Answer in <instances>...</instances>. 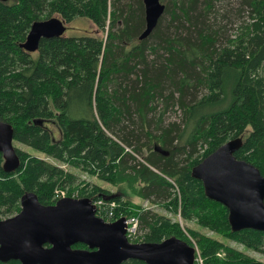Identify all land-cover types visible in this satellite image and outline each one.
I'll return each instance as SVG.
<instances>
[{"label": "trees", "instance_id": "1", "mask_svg": "<svg viewBox=\"0 0 264 264\" xmlns=\"http://www.w3.org/2000/svg\"><path fill=\"white\" fill-rule=\"evenodd\" d=\"M143 1H0V119L12 126L14 145L81 174L16 146L20 167L7 173L0 154V220L18 214L27 193L51 206L56 191L69 189V198L98 203L97 215L107 222L138 219L133 244L177 238L196 250L201 264H264L81 179L127 185L133 196L264 255V232H233L228 209L208 199L192 177L194 166L237 138L243 146L236 157L264 176V0H237L245 18L231 39L211 19L226 0H168L153 34L140 41ZM54 17L67 27L65 34L27 52L32 24ZM77 19L89 21L93 33L69 36L67 25ZM159 99L180 106L182 130L160 117L154 120L159 135L151 134ZM73 249L89 250L82 244Z\"/></svg>", "mask_w": 264, "mask_h": 264}, {"label": "water", "instance_id": "2", "mask_svg": "<svg viewBox=\"0 0 264 264\" xmlns=\"http://www.w3.org/2000/svg\"><path fill=\"white\" fill-rule=\"evenodd\" d=\"M8 2L9 0H0ZM147 40L157 28L166 5L161 0H144ZM67 27L57 17L32 24L24 48L35 53L43 39L65 34ZM243 139H232L193 167L192 177L203 183L205 195L229 211L233 232H264V176L236 153ZM155 151L169 155L160 146ZM0 154L4 170L15 173L20 159L14 145V130L0 119ZM126 219L107 223L97 216L90 199L63 198L51 206L41 204L35 193L21 199V211L0 220V262L21 264H194L196 250L185 241L171 238L161 243L133 244L127 238ZM82 244L89 248L73 249Z\"/></svg>", "mask_w": 264, "mask_h": 264}, {"label": "rangeland", "instance_id": "3", "mask_svg": "<svg viewBox=\"0 0 264 264\" xmlns=\"http://www.w3.org/2000/svg\"><path fill=\"white\" fill-rule=\"evenodd\" d=\"M167 1L168 0H162V2L165 5H166ZM125 2H126V0H125ZM216 6H217V10L219 11L218 18L216 19V15L214 14L211 16V19L218 23L219 28L222 27V33H223L224 38L225 39H228V38L231 39L234 36H236V33L239 31L241 21L243 20L242 17L245 18V13L241 12L242 10H241V7H240L237 0H226L223 4L216 5ZM168 19L169 18L167 17L166 20H168ZM67 26L70 28V32L67 31V34L69 36H71V35L78 36V35L84 34V32L93 33V31L95 30L94 26H92V24L89 21L84 20V19L83 20L77 19L73 23H71ZM152 59H153V57H150V61H152ZM261 75L264 76V68L261 72ZM202 93H204V91ZM199 97H201V96H199ZM155 107H156V110L150 114V120L152 121V126L150 128L151 134L159 135V130H156V128H155L154 120H157L160 117L162 118V121L165 125L168 126L171 123H177L178 125L181 126V130L183 129V126H182L183 111L177 103H175L174 105L169 104V106H168L165 104V101L163 99H159L157 101ZM15 146L26 151V152H30L31 154L37 156L38 158L47 160V161L52 162L58 166H61L70 172H75L77 174V176L81 175L79 171L70 168L68 165H64V164L62 165V164L56 162L55 160L48 158L46 155L40 153L39 151H36V150L29 148L27 146H24L22 144H15ZM81 177H82L81 178L82 181H84L85 183H97L98 185L108 189L113 194H119V195L123 196L126 200H130L136 205L140 204L145 209L149 208V209H151L157 213H160L166 217L173 219V221L174 220L178 221L182 225V227H184V228L197 230L203 234H207L213 238L219 239L220 241H223L226 245H229L235 249H238L239 251L245 253L246 255L253 257L254 259L264 263V255L259 254L253 250H249V249L243 247L242 245L236 244L235 242L230 241L228 239H225L219 235L213 234L212 232H209L208 230L203 229L200 226H198L196 222H186L183 219L179 218V215L177 217H175L171 213L167 212L161 206H153V205L141 200L140 198L133 196L132 195L133 193L131 192V190L128 188L127 185L111 186V185L105 184V183L95 179L94 177H91L90 175H84ZM67 193L69 194V189L67 190ZM73 194H76V192H73L70 195H73ZM132 239L135 240V236L132 237ZM195 260L199 261L200 264L202 263L201 258H198Z\"/></svg>", "mask_w": 264, "mask_h": 264}, {"label": "built area", "instance_id": "4", "mask_svg": "<svg viewBox=\"0 0 264 264\" xmlns=\"http://www.w3.org/2000/svg\"><path fill=\"white\" fill-rule=\"evenodd\" d=\"M73 195H76V194H73ZM72 195V196H73ZM69 197L67 191H64V190H58L55 192V199L58 201L60 199H63V198H67ZM72 198H75L74 196ZM96 207H97V212H98V208H99V204L98 203H95ZM138 219L136 218H131L127 221V225H128V237L130 239H132V237H137V233H138Z\"/></svg>", "mask_w": 264, "mask_h": 264}, {"label": "bare ground", "instance_id": "5", "mask_svg": "<svg viewBox=\"0 0 264 264\" xmlns=\"http://www.w3.org/2000/svg\"><path fill=\"white\" fill-rule=\"evenodd\" d=\"M95 204V203H94Z\"/></svg>", "mask_w": 264, "mask_h": 264}]
</instances>
